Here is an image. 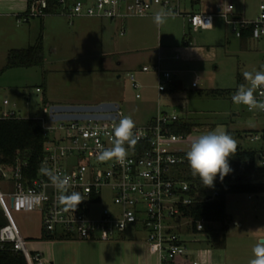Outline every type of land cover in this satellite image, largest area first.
I'll list each match as a JSON object with an SVG mask.
<instances>
[{"label": "rangeland", "instance_id": "1", "mask_svg": "<svg viewBox=\"0 0 264 264\" xmlns=\"http://www.w3.org/2000/svg\"><path fill=\"white\" fill-rule=\"evenodd\" d=\"M224 1L221 0V3ZM232 1L236 11H243L244 19L254 20L258 16L260 0ZM182 4L184 11V7L190 6V0H182ZM198 6L195 5L194 8H199ZM154 10L157 12L160 8L156 7ZM229 14L233 16L231 11ZM174 18L176 19L171 25H152L146 32L140 30L139 35L142 36L144 32V36L137 35V40L133 37L131 40L129 29L126 36L121 37L122 23L109 21L112 26L111 33L116 41H108L107 44L100 42L98 36L102 20L96 18L71 20L59 15H50L44 19H30L23 24H18L15 17L6 22L0 19V70L6 65L11 50L25 49L30 46V42L33 45L41 34L45 50L43 66L10 69L0 76V96H7L12 104L17 105L18 114L22 119L48 120L45 109L54 103H64L67 100L96 102L101 99H118L124 116H131L135 124L140 125L155 117L158 109L176 112L194 125L193 133L187 142L181 145L183 150L188 151L190 143L201 134L216 129L230 130L238 146L259 151V161L264 152V139L261 137L264 133V115L254 116L240 105L234 104L229 94L218 96L211 91L234 90L244 79L243 72L264 68V38L244 44L232 32L231 26L220 17L215 18L212 30L188 32L187 40L190 45L182 46L183 36L179 29L183 25L187 26L188 19ZM174 18L170 17L167 21ZM74 20H85L91 25L72 26L71 22ZM130 21L135 19L124 20V23L127 25ZM30 23L36 25L31 30ZM127 41H132L129 50L141 51L138 54L134 51L127 53ZM159 46L173 54L178 53L180 60L169 65L170 68L163 62V67L172 73L174 70L180 88L171 98L158 96L156 89H143V98L136 99L126 75L130 71H140L143 64L152 66L150 52L156 53ZM122 54H132L128 57L131 61L127 63L126 60L118 67L117 63L123 59ZM118 75L121 76L120 79L117 78ZM137 77L142 83L153 84L157 81L153 73ZM194 81H198L197 88L192 87ZM37 88H40L41 92H37ZM250 121L254 126H249ZM208 127L211 129L207 131L195 130ZM250 135H258L260 138L252 141ZM0 191H6L4 183H0ZM263 199L264 195H254L252 199L246 194L229 195L227 214L231 221L227 232L226 250L212 248L204 233L186 232L182 238L189 253L195 254V257L198 251H201L203 257L209 254L212 264H249L254 258L253 247L264 234ZM12 217L22 236L27 238L29 250L34 252L38 248L49 262L57 256L78 253L85 258L86 264H134L136 261L141 263L138 244H135L137 236L111 242L71 240L68 244L72 247L67 245L65 248L59 242L40 238V217L36 212H12ZM6 222L0 203V226ZM214 226L218 228L219 224ZM31 236H34V239H30ZM223 254L228 256L227 263ZM142 264H159L158 256L149 254Z\"/></svg>", "mask_w": 264, "mask_h": 264}, {"label": "built area", "instance_id": "2", "mask_svg": "<svg viewBox=\"0 0 264 264\" xmlns=\"http://www.w3.org/2000/svg\"><path fill=\"white\" fill-rule=\"evenodd\" d=\"M203 2V0H193ZM182 0H57L58 9L48 12L47 0H32L28 10L16 16L18 24L30 19H44L59 15L68 19L96 18L124 21L153 17L155 8L171 10L174 17H186L191 29L212 30L215 17H222L232 32L241 39L243 31L251 34V40L264 38V0L259 4L258 16L254 20L237 19L228 11L217 15L202 11L185 13ZM211 24L212 27H209ZM125 30L121 31V35ZM179 59V56H176ZM160 57L152 66H143L141 73H153L157 77L156 89L159 94L169 90L173 73L163 67ZM127 78L135 92V98H142L145 85L138 80L137 72L130 71ZM245 83L244 79L241 84ZM193 88L198 87L194 81ZM238 89V88H237ZM231 92L230 97L237 91ZM41 92L40 88L36 89ZM258 89V100L264 98ZM249 112L244 105H240ZM50 107V106H49ZM49 107L45 109L48 120L42 123L45 138L44 156L39 168L44 165L71 178L70 191H78L84 200L75 212L63 211L57 203V192L48 178L36 171L28 172V162L18 157L14 165L0 164V183L6 191H0V203L7 222L0 227V255L13 253L22 256L27 264H52L44 254L29 250L26 239L13 221L14 213L37 212L41 216L43 234L47 237L68 240L111 242L119 239L131 228L146 234V245L151 255L158 256L159 264H212L209 254L201 251L192 255L182 236L193 233V219L186 217L185 209L199 202L193 187L180 179L179 167L185 162L182 156L187 151L181 148L189 136L177 135L171 128L182 120L176 112L159 109L157 115L146 124H135L134 131L142 132L134 148H128L123 164L115 160L101 162L98 154L102 148L112 146V124L124 116L121 108L114 120L53 121L49 117ZM264 115L262 111L249 112ZM22 119L17 105L7 96H0V120ZM252 141L259 140L251 135ZM127 147V145H126ZM264 167V156L257 160ZM38 168V169H39ZM39 195L37 203L35 197ZM217 192L207 195L205 202L212 201ZM252 199L254 195H248ZM214 224L204 220L196 222L197 233H204L207 241ZM195 234V233H194Z\"/></svg>", "mask_w": 264, "mask_h": 264}, {"label": "trees", "instance_id": "3", "mask_svg": "<svg viewBox=\"0 0 264 264\" xmlns=\"http://www.w3.org/2000/svg\"><path fill=\"white\" fill-rule=\"evenodd\" d=\"M31 1L29 0V5ZM47 2L48 12L52 13L58 9L57 0H47ZM240 40H251L250 32L243 31ZM44 63V41L40 35L33 45L25 49L11 50L8 53L6 65L0 70V76L10 69L41 67ZM179 88V83H173L165 92H174ZM234 90H212L211 93L218 96L230 95ZM193 130L194 125L183 118L171 128L173 133L184 136H190ZM227 132L233 136L230 130ZM261 137L264 139V133ZM45 141L42 123L38 119L0 120V164L7 168L11 167L20 157L28 162V172L36 174L44 156ZM258 154L257 150L238 146L237 153L229 158L232 171L223 181L217 177L212 188L204 187L200 179L191 174L186 153L182 155L185 162L180 165L178 175L180 179L193 187L194 194L199 200L185 209V215L193 219L192 226L195 234H197V221L204 220L207 223L219 224V227H214L215 231L210 232L209 236L210 245L214 249L226 248L227 232L231 221L227 214V197L234 194L264 195V167L259 166L257 162ZM213 192H217L218 196L212 201L205 202V197ZM189 263V259L183 262V264ZM0 264L27 263L20 255L4 253L0 255Z\"/></svg>", "mask_w": 264, "mask_h": 264}, {"label": "clouds", "instance_id": "4", "mask_svg": "<svg viewBox=\"0 0 264 264\" xmlns=\"http://www.w3.org/2000/svg\"><path fill=\"white\" fill-rule=\"evenodd\" d=\"M174 15L171 10L161 9L154 14L153 22L160 27L167 22L168 18H174ZM208 26L212 27L211 24ZM243 77L245 83L238 86L232 96V102L236 105L246 106L249 112H264V98L258 100L255 95L258 89H264V68L245 71ZM260 95L264 97V91ZM249 126H254V124L250 121ZM135 128L136 125L131 116H121L118 122H114L112 124V146L106 149L102 148L98 154V160L101 162L115 160L117 163L123 164L128 155V148H134L143 134L134 131ZM237 150V140L226 130L216 129L199 135L190 143L186 152L191 174L198 177L204 187H214L217 177L223 181L232 171L229 158L234 156ZM38 171L48 178L56 190L57 203L62 210L75 212L84 198L80 192L70 191L72 188L71 178L44 165ZM35 200L38 203L40 196L37 195ZM252 251L254 258L250 260L249 264H264V240L257 241Z\"/></svg>", "mask_w": 264, "mask_h": 264}, {"label": "crops", "instance_id": "5", "mask_svg": "<svg viewBox=\"0 0 264 264\" xmlns=\"http://www.w3.org/2000/svg\"><path fill=\"white\" fill-rule=\"evenodd\" d=\"M84 1L89 2L87 0H84ZM260 1L262 2L263 0H260ZM195 5H199L198 6L199 8H197V7L194 8ZM28 6H29V0H0V19L4 20L5 22H6V20L7 21H11V19L14 18V17L16 18L17 15H21V14L25 13L28 10ZM184 8H185L184 9L185 13L206 11V12H209V13H212V14H215V15H217L220 11H223V12L224 11H228V12L231 11L233 13V17H235L237 19L243 18V16H242L243 15V11L242 10H238V9L236 11V6L234 5L232 0H225L224 3H221V0H203V2H199V1L196 2V1L190 0V6L188 8H186V7H184ZM177 18H179V17H177ZM215 18H220V17L216 16ZM82 19H84V18H82ZM85 19H89V18H85ZM175 19L176 18L169 19V21H167L166 24H170L171 25L173 23V20H175ZM97 20H102L101 23H100V25L102 24L101 28H100L101 30H100V33H99V36H98L100 38V42L102 44H107L108 41L110 43L116 41L115 40L116 39L115 36L111 33L112 30H110V29L112 28V26L109 23V21L110 22H117V21H111V20H108V19H97ZM40 22L45 23L42 20H40ZM87 22L88 21H85V20H81V21L74 20V21L71 22V25L72 26H76V25L77 26H83L84 24L91 25V23H87ZM118 22L122 23L121 31L125 30V34L124 35H121V31H120V36L121 37H125L126 36V32H128V29H129V30H131V40H132V37L137 40V38H138L137 35L140 36L139 35V31L140 30L141 31L145 30V32H146V29L150 28V26L156 25L153 22V17L135 19V21H130L129 23H127V25L124 23V21H118ZM29 25H30V30L36 26L35 23H33V25H31V23H30ZM190 31H192V29H191L189 23H187V26L183 25V27L181 29H179V32L183 36V38H182V46L190 45V41L187 40V36L189 35L188 32H190ZM143 36H144V32H142V36H140V37H143ZM42 37H43V35H42ZM248 41H251V40L242 41V43L247 44ZM131 44H132V41H127V53H130V52L132 53V51H134V52H136L138 54L139 51H141V50H139V49L129 50V47L131 46ZM29 45L30 46L32 45L31 42H30ZM150 53H151V55H149V57H150L149 59L152 62L151 64H155V62L158 60V58L161 57L164 60L165 66L170 68L169 65H172V64H174V62L180 60V57H179V59L176 58V56H179L178 53L177 54H173L168 49L163 48L162 46L157 47L156 53H154L153 51L150 52ZM129 56H132V54H130V55H127V54L123 55L122 54V58L123 59H121L117 63L118 67L122 66V64L126 60H127V63H129L131 61L128 58ZM147 65L148 64H143L141 66V68L143 66H147ZM172 71H173V82H172V84L173 83H179L180 84V82L178 81L177 75L174 74V70H172ZM136 72H137V76H140L141 74H146V73H140L139 70H136ZM117 78L120 79L121 76L118 75ZM143 84L145 85V88H144L145 91L146 90H151V89L152 90L156 89L155 88V84L156 83L150 84L148 82H143ZM176 93H177V90L174 91V92H164V93H161V94H159L158 91H157L158 96L163 95V97L166 96V97H170V98L174 97L176 95ZM142 98H143V95H142ZM51 99H53V98H51ZM102 102H117V103H119V100L111 98V99H101V100H98L96 102L95 101H91V100H67L64 103L63 102H59V103L51 102V103H54L52 105H95V104H99V103H102ZM158 111H159V109H158ZM152 118H154V117H152ZM249 137H251V135ZM262 155L264 156V152L262 153ZM37 214L40 217V227H41V237L40 238L52 240L54 242H59V244L64 245L65 248H66L67 245H68V247H72L70 244H68V243H70L71 240H68V239H65V238H54V237L45 236L43 234V231H42L41 216H40L39 213H37ZM131 234H133L134 237ZM127 235H128V237H127ZM136 236H137L138 240H137V242L135 244H138L137 245V247L139 249L138 252H140L139 259L141 260L140 264H142L144 258L147 255L150 254L148 252V249H147L146 234L144 233V231H142L140 229H137V228H131L127 232H125L119 238V240H126V238L127 239L136 238ZM29 238L30 239H34V236H31ZM259 238L260 239H264V234H262ZM227 247H228V243H226V248ZM226 248L223 251H225ZM39 251L40 250L38 248H36V250H34V252H39ZM222 256L225 259V262L228 261V256H226L225 254H223ZM51 263L52 264H86L85 258L82 257V256H79L78 253H75L74 255H69V256H57L56 258L51 260ZM211 263H212V261H211ZM134 264H138L137 261Z\"/></svg>", "mask_w": 264, "mask_h": 264}, {"label": "water", "instance_id": "6", "mask_svg": "<svg viewBox=\"0 0 264 264\" xmlns=\"http://www.w3.org/2000/svg\"><path fill=\"white\" fill-rule=\"evenodd\" d=\"M121 106L117 102H102L95 105H51L48 113L51 120L79 121V120H114ZM211 128L195 130L207 131ZM264 204V199H263ZM215 231V229H213ZM264 240V239H261Z\"/></svg>", "mask_w": 264, "mask_h": 264}]
</instances>
